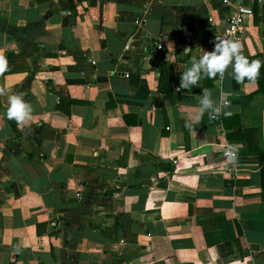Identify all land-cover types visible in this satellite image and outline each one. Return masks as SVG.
Wrapping results in <instances>:
<instances>
[{"label":"crops","instance_id":"crops-1","mask_svg":"<svg viewBox=\"0 0 264 264\" xmlns=\"http://www.w3.org/2000/svg\"><path fill=\"white\" fill-rule=\"evenodd\" d=\"M259 7L237 40L246 57L264 56ZM225 8L0 0V264H264V90L229 68L176 91ZM157 55L173 65L172 98L156 88ZM204 89L231 115L205 113L191 131ZM13 94L32 105L30 129L5 116Z\"/></svg>","mask_w":264,"mask_h":264},{"label":"clouds","instance_id":"clouds-1","mask_svg":"<svg viewBox=\"0 0 264 264\" xmlns=\"http://www.w3.org/2000/svg\"><path fill=\"white\" fill-rule=\"evenodd\" d=\"M172 47L171 43H169ZM242 45L237 40L220 39L215 37L214 48L211 51L202 50L199 57L192 56L189 66L179 77V86L176 91L188 90L196 86L202 79H216L219 77L223 80L225 73L231 68V76L237 83H255L259 77L262 62L260 60H249L242 54ZM192 49L186 48L185 55L189 54ZM9 71L7 58L0 54V76ZM6 95V90L0 87V96ZM229 101L214 100L212 92L204 89L202 95L198 97L197 109L192 115L185 127L194 131V126L200 123L201 117L207 113L211 119H216L220 115H231L224 109L228 106ZM5 116L8 120L14 121L21 128H31L34 117L32 105L25 101L22 95L13 94L8 96L7 109ZM225 168L235 166L236 150L234 145L226 144L224 148Z\"/></svg>","mask_w":264,"mask_h":264},{"label":"built area","instance_id":"built-area-1","mask_svg":"<svg viewBox=\"0 0 264 264\" xmlns=\"http://www.w3.org/2000/svg\"><path fill=\"white\" fill-rule=\"evenodd\" d=\"M225 8L223 23L211 30L212 35L220 39L238 40L245 32L246 20L252 16L254 8L264 3V0H221ZM213 21L209 20V24ZM159 46V44H157ZM156 46V47H157ZM127 72L123 75L126 76ZM224 155V148L221 149ZM225 158V155H224ZM229 168V167H228Z\"/></svg>","mask_w":264,"mask_h":264},{"label":"trees","instance_id":"trees-1","mask_svg":"<svg viewBox=\"0 0 264 264\" xmlns=\"http://www.w3.org/2000/svg\"><path fill=\"white\" fill-rule=\"evenodd\" d=\"M258 20L262 23L261 24V30L260 33L262 36H264V3H262L259 7V13L257 15ZM198 42H200V38L197 39ZM187 55H184V58ZM250 61L252 59L254 60H260L262 62V67L260 68V75L256 81L257 83V89L264 90V84L259 80V78L264 77V56L261 57V55H256L253 58L247 57ZM150 67L152 69H155L157 71V79H156V88L161 91L168 93V95L172 98L173 93H172V80H173V65L168 63L167 61L163 60L161 56H153L150 59ZM263 74V75H262ZM247 128H245L243 131L246 132ZM227 135V133H226ZM248 144V143H247ZM259 162L260 164V169L264 167V164L260 158L259 155ZM163 171L167 174L171 172L173 166L170 163L161 165Z\"/></svg>","mask_w":264,"mask_h":264},{"label":"water","instance_id":"water-1","mask_svg":"<svg viewBox=\"0 0 264 264\" xmlns=\"http://www.w3.org/2000/svg\"><path fill=\"white\" fill-rule=\"evenodd\" d=\"M183 47H184V50H185L186 48H188V44L185 43V44L183 45ZM137 75H138V74H137L135 71H133V70L127 72V73H126L127 81H128L129 83H131V84H134V83L136 82V80H137Z\"/></svg>","mask_w":264,"mask_h":264}]
</instances>
